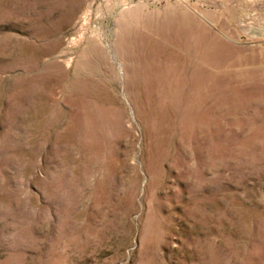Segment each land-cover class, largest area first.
<instances>
[{"label": "rangeland", "instance_id": "rangeland-1", "mask_svg": "<svg viewBox=\"0 0 264 264\" xmlns=\"http://www.w3.org/2000/svg\"><path fill=\"white\" fill-rule=\"evenodd\" d=\"M0 264H264V0H0Z\"/></svg>", "mask_w": 264, "mask_h": 264}]
</instances>
